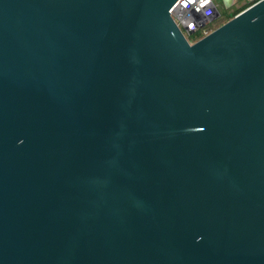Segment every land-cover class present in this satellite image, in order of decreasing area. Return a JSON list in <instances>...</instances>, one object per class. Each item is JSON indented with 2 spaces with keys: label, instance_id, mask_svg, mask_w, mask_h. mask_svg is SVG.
Masks as SVG:
<instances>
[{
  "label": "water",
  "instance_id": "1",
  "mask_svg": "<svg viewBox=\"0 0 264 264\" xmlns=\"http://www.w3.org/2000/svg\"><path fill=\"white\" fill-rule=\"evenodd\" d=\"M177 1L0 0V264H264V0Z\"/></svg>",
  "mask_w": 264,
  "mask_h": 264
},
{
  "label": "built area",
  "instance_id": "2",
  "mask_svg": "<svg viewBox=\"0 0 264 264\" xmlns=\"http://www.w3.org/2000/svg\"><path fill=\"white\" fill-rule=\"evenodd\" d=\"M240 1L247 9L262 0ZM222 3L223 0L221 5ZM219 6L215 0H178L170 9V15L188 42L193 43L213 31L209 28V24L218 15ZM188 37L195 38L189 40Z\"/></svg>",
  "mask_w": 264,
  "mask_h": 264
},
{
  "label": "rangeland",
  "instance_id": "3",
  "mask_svg": "<svg viewBox=\"0 0 264 264\" xmlns=\"http://www.w3.org/2000/svg\"><path fill=\"white\" fill-rule=\"evenodd\" d=\"M217 4H219L218 15L215 19L209 24V28L214 30L219 26L223 25L227 21L231 19L232 14L243 7V2L240 0L229 1L228 4L221 5V0H215ZM189 40L192 38L188 37Z\"/></svg>",
  "mask_w": 264,
  "mask_h": 264
},
{
  "label": "trees",
  "instance_id": "4",
  "mask_svg": "<svg viewBox=\"0 0 264 264\" xmlns=\"http://www.w3.org/2000/svg\"><path fill=\"white\" fill-rule=\"evenodd\" d=\"M244 9H245V7H242V8H240L239 10L235 11V12L232 14L231 18H233L235 15H237L238 13H240L241 11H243ZM192 38L194 39L195 37H192Z\"/></svg>",
  "mask_w": 264,
  "mask_h": 264
},
{
  "label": "flooded vegetation",
  "instance_id": "5",
  "mask_svg": "<svg viewBox=\"0 0 264 264\" xmlns=\"http://www.w3.org/2000/svg\"><path fill=\"white\" fill-rule=\"evenodd\" d=\"M214 19H215V18H214ZM214 19H213V20H214ZM213 20H212V21H213ZM212 21H211V22H212Z\"/></svg>",
  "mask_w": 264,
  "mask_h": 264
}]
</instances>
